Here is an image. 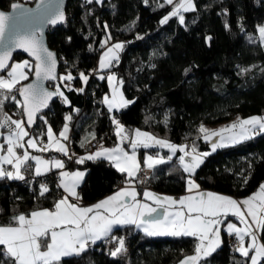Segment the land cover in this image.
<instances>
[{"label":"trees","instance_id":"16d2710c","mask_svg":"<svg viewBox=\"0 0 264 264\" xmlns=\"http://www.w3.org/2000/svg\"><path fill=\"white\" fill-rule=\"evenodd\" d=\"M13 2L32 5L35 0H0V8L7 10ZM194 2L196 11L185 12V23L181 25L178 17L160 23L173 6L165 0H148V3L144 0L96 3L93 0L91 4L86 0H69L65 22L47 29V43L59 57L58 76L71 72L77 78L64 83L71 84L73 89L84 87V92L68 91L62 83L61 90L71 105L62 103L57 97L47 111L38 116L29 132L33 136H45L47 125L43 120H47L53 131L59 133L65 115L72 116L68 121L71 130L69 152L74 158L70 161L55 150L44 153L57 154L67 168L77 167L85 172L78 188L81 204L99 200L116 189L118 182L126 180V174L119 173L105 159L75 163V156L87 150V143L83 147L81 143L86 138L92 141V133L94 141L103 147L119 143L112 116H116L130 133L140 129L173 144L187 143L189 147L195 144L199 152L211 153L193 175L204 189L242 199L263 183L264 134L210 152L200 127L235 118L264 116V43L258 33V26L264 25V0ZM109 33L110 41H119L124 47L119 52V63L111 69L98 70L102 38ZM22 58L23 55L15 54V59ZM79 72L89 75L87 85L78 78ZM110 72L123 80L124 95L133 101L112 112L102 103L110 85L107 79L99 78ZM56 83L60 81L52 87ZM16 96L19 99L18 93ZM3 111L12 119L24 120L22 108L14 101H5ZM25 127L28 128L26 123ZM0 132H7V129H0ZM124 143L129 145L128 141ZM139 151L142 167V154L146 152L150 155L160 152L165 158L169 155L166 148L140 147ZM181 154L177 151L171 161L150 169L147 182L152 189L174 196L186 192L188 174L179 164ZM58 172L53 170L41 177L28 172L25 180L0 179V226L14 224L13 216L52 208L63 194L56 188ZM41 182L47 183L50 194L39 195ZM114 232L117 235L129 233L126 240L129 252L112 257L100 246V240L79 256L63 257L61 264H178L194 253L196 243L192 237L148 236L130 226ZM221 237L222 246L207 258V264H249L231 249L233 237L225 233L223 226ZM260 237L264 243V230Z\"/></svg>","mask_w":264,"mask_h":264},{"label":"snow or ice","instance_id":"6c2138e0","mask_svg":"<svg viewBox=\"0 0 264 264\" xmlns=\"http://www.w3.org/2000/svg\"><path fill=\"white\" fill-rule=\"evenodd\" d=\"M86 2L91 4L93 0ZM102 2L103 0H96V3ZM144 2L148 3V0ZM165 2L169 5L174 4V0H165ZM51 4L52 0H49L48 6L44 7V0H41L38 8L43 7L44 10L36 16L30 15L31 9H23L16 18L0 11V73H3L0 74V129H7V132H0V136L5 138V143L0 144V179L25 180L23 173L25 171L31 173L32 169L29 161H35L37 177L59 170V182L56 188L63 189L64 195L54 202L52 209L43 208L33 210L27 216L25 214L13 216L14 224L0 226V246H3L0 247V264H61L63 257L81 255L90 244L109 237L115 226L126 225L143 229L148 236L195 238L194 254L185 256L179 264H207V258L224 242L221 237L223 226L225 233L236 240L235 251L248 260L249 264H261V260H264V243L260 242V232L264 230V183L259 185L255 193L243 200L211 191H201L200 185L192 177L211 153L199 152L195 144L189 151L188 145H176L140 129L132 130L130 133L116 116H112L111 121L116 126V135L120 143L114 148L100 145L96 151L76 158L75 163L83 164L86 160L107 159L119 173L126 174V186L91 206H82L78 203L80 196L77 188L84 180V171H66L64 160L55 157L44 159L32 155L27 150L28 148L40 152L55 150L70 161L74 156L69 154L67 145L62 142L69 139L68 121L72 119L70 114L65 115V123L58 136L53 133L52 126L47 120H43L47 125V131L43 133L48 138L46 144L40 138L41 134L33 136L29 132L36 123L37 114L48 108L49 102L53 101L54 97H59L62 103L71 105V101L61 90L62 83L68 91L84 92V87L73 89L71 84L64 83L77 78L71 72L57 76V54L50 51L43 43V25L45 23L55 25L65 20L61 8L57 7L55 11H51ZM11 8L16 10L22 9L23 6L14 3L11 4ZM190 11H196L194 0H178L172 11L164 16L160 23L165 24L170 18L178 17L179 23L183 25L184 13ZM13 20L15 22L6 39L9 21ZM104 27L108 26L104 25ZM258 33L260 40L264 42V25L258 26ZM111 39L109 33L101 43V48H105ZM68 40L71 41V37H68ZM123 47L124 44L120 42L106 47L100 56L98 70L111 69L115 63H119V52ZM91 48L92 45H89V49ZM15 49L24 50L35 58V62L25 60L9 65L8 61L12 59ZM33 71L35 81L21 84L22 81L29 79ZM187 71L188 69L185 70ZM78 78L87 85L89 75L79 72ZM99 78L107 79L111 87V97L105 95L102 101L107 105L109 112L113 109L119 111L133 103L124 97L121 91L123 80L118 79L115 73L110 72L107 76L101 75ZM57 80L60 83H56L52 90L44 84V81ZM16 93L23 99H17ZM5 101H14L23 108L28 128L25 127L24 120L12 119L3 111ZM74 111L79 110L74 109ZM200 132L203 134V139L211 143L214 152L218 148L228 147L264 134V116L238 118L218 130H209L201 125ZM25 137L28 139L25 140ZM213 137L217 139L213 140ZM91 139H95L94 133L91 134ZM125 141L130 143L131 153L122 146ZM90 142L86 138L81 143V147L84 143ZM157 146L168 148L171 155L165 158L159 154H145L142 167L136 149L139 147L150 149ZM17 149L24 151L19 154ZM177 151L183 153L178 159L183 171L188 174V194L175 198L144 191V200L152 203L137 199L139 193L133 183L137 175L171 161ZM5 165H11L12 170L6 169ZM50 192L46 182L39 184L40 196ZM70 198H75L77 202H72ZM160 209L163 211H158ZM229 216L235 217L243 227H238L229 220ZM246 237L249 238L247 245H245ZM112 239L117 240V246L109 253L112 257L120 256L127 251L123 237H112Z\"/></svg>","mask_w":264,"mask_h":264},{"label":"crops","instance_id":"0c3cea01","mask_svg":"<svg viewBox=\"0 0 264 264\" xmlns=\"http://www.w3.org/2000/svg\"><path fill=\"white\" fill-rule=\"evenodd\" d=\"M45 131H47V127H46V130H45ZM45 133H46V132H45ZM53 133L56 134L57 136L59 135V133H56L55 131H53ZM0 138H2V137H0ZM40 138L43 140V143L46 144V143L48 142L47 135H45V136L40 135ZM27 139H28V138L26 137L25 140H27ZM2 140H3V141L1 142V144H2V143H5L4 137H3ZM62 142L66 144L65 141H62ZM118 144H119V143H118ZM123 145H124L123 147H125V150H127L129 153H131L132 149H131L130 143H129V145H125V144H123ZM105 148H114V147H108V146H107V147H105ZM141 148H142V147H141ZM154 148H156V149H158V150H161V149H162V148H160L159 146L154 147ZM97 149H98V148H97ZM97 149H96V150H97ZM150 149H151V148H150ZM166 149H168V148H166ZM27 150H28L32 155H35V156H41V157H43L44 159H50V158H53V157L58 158V159H62V157L59 156V155H57V154H53V153H52V155H47V153L40 152V151H37L36 149H32V148H28ZM96 150H95V151H96ZM139 150H140V147L136 149V154H137V158H138V159H140V157H141V155H139V152H140ZM168 150H169V149H168ZM23 151H24V149H21V151L19 152V154H22ZM89 153H91V152H85V153H82V154H78L77 156H75V159L78 158V157H81V156H85V155H87V154H89ZM145 154L150 155L148 152H146ZM145 154H142V160H143ZM156 154H159V156H161V153H160V152H157ZM156 154H154V155H156ZM169 155H171L170 150H169ZM62 156H63V155H62ZM62 160H63V159H62ZM105 160H107V159H105ZM107 161H108V160H107ZM29 163L32 165L31 173L35 174V161H29ZM4 167L6 168L7 165H5ZM11 170H12V169H11ZM11 170H9V171H11ZM64 170L69 171V172H71V171H76V170L83 171L82 169L77 168V167H75V168L72 169V168H67L66 166H65V169H64ZM147 170L150 171V169H147ZM58 171H59V170H58ZM31 173H30V174H31ZM23 174H24L25 177H26V171H25ZM192 178H193V177H192ZM195 181H196V180H195ZM122 182L124 183L123 186H120V188H116V189H114L113 191L109 192V194H106L105 196L99 198V200H97V201H95V202H93V203H90V204H88V205H83V204H81V201H80V200L78 201V203H79L80 205H82V206H91V205L97 203L98 201L103 200L104 198H106V197H108V196L114 194L117 190H119V189H121V188H124V187L126 186V180H124V181H122ZM133 183H134V181H133ZM196 183L199 184L198 181H196ZM263 183H264V181H263ZM134 186H135V183H134ZM78 188H79V187H78ZM78 188H77V192H78ZM135 188H136L137 192L139 193L137 199L142 200L143 202H146V203H152V201H145V200H144V197H143V192H144V191H151V192H154V193L159 194V195H167V196H172V197H173L172 194H169V193H166V192H164V193H163V192H159V191H156L155 189H152V188H142V189H140V188H137L136 186H135ZM258 188H259V187H258ZM61 190H62V192H63V189H61ZM200 190H201V191H211V192H214V193H217V194H220V195H225V196L232 197L233 199H236V200H243V199L245 198V197H243L242 199H239V198L234 197V196L231 195V194L228 195V194H225V193H222V192H216V191H214V190L204 189V188H202L201 186H200ZM257 190H258V189H257ZM186 194H188V192H187V188H186V192L183 193V194H181L180 196H183V195H186ZM63 195H64V193L62 194V196H63ZM62 196H60V198H61ZM249 196H250V195H249ZM60 198H59V199H60ZM70 199L72 200V202H77V201L75 200V198H70ZM153 206H155V205H153ZM174 207H175V206H174ZM46 208H47V207H46ZM48 209H52V208H48ZM37 210H39V209H37ZM158 211H163V210L160 209V210H158ZM28 215H29V214H28ZM154 215H155V214H154ZM26 216H27V215H26ZM228 219L231 220L232 222L236 223L238 227H243V225L239 224V222L237 221V219H236L235 217L229 216ZM1 226H3V225H1ZM126 226H128V225H126ZM122 227H123V226H115L111 234L115 235L116 233L114 232V230L119 229V228H122ZM130 227H134L135 229L140 230L141 232L144 233L143 229L136 228L135 226H130ZM223 229H224V228H223ZM111 234H110V235H111ZM158 236H168V235H158ZM98 242H100V240H98L96 243H98ZM260 242H261V240H260ZM247 243H249V238L246 237V238H245V245H247ZM261 243H262V242H261ZM193 254H194V253H193ZM190 255H192V254H190ZM261 261H264V260H261ZM178 264H179V263H178Z\"/></svg>","mask_w":264,"mask_h":264},{"label":"water","instance_id":"95a60500","mask_svg":"<svg viewBox=\"0 0 264 264\" xmlns=\"http://www.w3.org/2000/svg\"><path fill=\"white\" fill-rule=\"evenodd\" d=\"M68 1H69V0H52L51 11H55V9H56L57 7H60L61 10L64 12V15H65V17H66V10H65V7H66ZM48 2H49V0H44V7H47V6H48ZM14 3L21 4V5L23 6V8H22V9H16V10H13V9L11 8V5H10L9 9L4 10V9H1V8H0V11H4V12L7 13V14H11L14 18H16V17L19 15V13H20L21 11H23V9H31L32 12H31L30 15H32V16L39 15V14H41V13L43 12V10H44L43 7L38 8V5H41V0H35L34 4H32V5H30V4H28V3H25V2H24V3H21V2H13L12 4H14ZM14 22H15L14 20H13V21H9V31H6V39H7L8 35H9L11 29H12V25H13ZM64 22H65V21H64ZM64 22H62V23H58V24H55V25H51V24H47V23H45V24L43 25V36H42L43 43H44V45H45L50 51H52V52H54V53H56L55 50L52 49V48L49 46V44L47 43V39H46L47 29H48L49 27H58L59 25L63 24ZM17 53L23 55L25 58L27 57L30 61H32V63L35 62V58H34V57H31V56H30L28 53H26L24 50H22V49H15V50L13 51V53H12V59L8 61L9 65L14 61V59H15V54H17ZM59 67H60V65H59V57H58V54H57V66H56V74H57V76H58V73H59ZM0 74H3V73H0ZM58 77H59V76H58ZM33 81H35V74H34V71L31 73V78H30L27 82H25V83H23V84L32 83ZM55 82H56V81H54V82H53V81H44V84H45L46 87H49V90H52V85H53ZM18 98H19L20 100L23 99L22 97L19 96V94H18ZM55 99H57V97H54V98H53V101H54ZM53 101L49 102V107H50V105L52 104ZM49 107H48V108H49ZM21 108H22V107H21ZM48 108H44L40 113H38V114H37V118H38V116H39L41 113L46 112ZM22 110H23V108H22ZM23 118H24V121H25V123H26V121H27V117H26V115L24 114V112H23ZM26 125H27V123H26ZM34 125H35V124H34ZM34 125H32V127H33ZM27 126H28V125H27Z\"/></svg>","mask_w":264,"mask_h":264},{"label":"built area","instance_id":"2783aa9c","mask_svg":"<svg viewBox=\"0 0 264 264\" xmlns=\"http://www.w3.org/2000/svg\"><path fill=\"white\" fill-rule=\"evenodd\" d=\"M68 133H69L68 134L69 139L67 141H65V142H66V145H67L68 150H69V144H70V141L69 140H70V137H71V130L70 129H69V132ZM96 146H98V144L95 141L92 140L90 143H87L86 144V149L88 150V152H93L94 149L96 148ZM5 147H6V144H5ZM20 151H21V149H17V152L18 153ZM69 154L71 155L72 153L69 152ZM73 158H74V156H73ZM6 169L11 170L12 169V166L11 165H7ZM26 173H28V171H26ZM147 173L148 172L145 171V172L139 173V175H138L137 182H138V185L141 188L142 187L151 188V186L147 182V178H145V175ZM147 175H149V173ZM120 186H123L122 181L118 182L117 188H120ZM179 197H180V195H178V194L175 195V198H179ZM112 237H117V238L123 237L124 240H125V248L127 249V251L125 253L129 252V250H130L129 249V245L126 242V240L129 237V233H122V234H119V235H117V234H115V235L111 234V235H109V237L101 239V245L100 246H102V248H104L108 252H110L111 250H114V248L117 246V240L112 239ZM235 243H236V240L233 237L231 239V241H230V246H231V249L232 250H235L234 249ZM94 246H95V244H90V246L87 249L93 248Z\"/></svg>","mask_w":264,"mask_h":264},{"label":"rangeland","instance_id":"374dc122","mask_svg":"<svg viewBox=\"0 0 264 264\" xmlns=\"http://www.w3.org/2000/svg\"><path fill=\"white\" fill-rule=\"evenodd\" d=\"M176 2H178L177 0H174V4L176 3ZM26 3V2H25ZM174 4H173V6H174ZM173 6L170 8V10H169V12H171L172 11V9H173ZM168 12V13H169ZM107 38V36H105V37H103L102 38V41H104L105 39ZM117 42H119V41H116V40H113V41H109V43H108V45L106 46V47H108V46H111L112 44H115V43H117ZM262 42V41H261ZM264 43V42H263ZM106 47L105 48H103V50L101 51L102 53L106 50ZM101 53V54H102ZM101 54H100V56H101ZM99 59H100V57H99ZM99 59H98V62L97 63H99ZM25 60H28V61H30L27 57L25 58H22V59H15V61H13V62H23V61H25ZM12 62V63H13ZM30 62H32V61H30ZM11 63V64H12ZM10 64V65H11ZM96 68H98V66L96 67ZM109 74V73H108ZM121 91L123 92V90H122V86H121ZM123 94H124V92H123ZM105 95H108L109 97H111V87L109 88V91H107V92H105ZM104 95V96H105ZM124 97L126 98V96L124 95ZM127 99V98H126ZM105 105V104H104ZM106 107H107V105H105ZM115 109H113V111H114ZM238 118H235V119H231V120H228L227 122H223V123H217L216 125H205L204 127L206 128V129H209V130H218V129H220V128H222V127H226V126H228V125H230L231 123H233L234 121H236ZM21 120V119H20ZM69 134V133H68ZM1 137V136H0ZM1 139V138H0ZM217 138L216 137H213V140H216ZM4 140H5V138H4ZM94 141V140H93ZM119 143H120V140L118 141ZM126 142V141H125ZM209 143V146H210V152H212V149H211V143L210 142H208ZM0 144H1V140H0ZM125 144V143H124ZM184 145H188L187 143H185ZM99 144H98V146H96V148L94 149V151L97 149V148H99ZM122 146H124V145H122ZM115 147V146H114ZM188 150L190 151L191 150V147H188ZM93 151V152H94ZM85 152H88V150H86ZM201 153H203V152H201ZM183 154V153H182ZM181 154V155H182ZM145 171H147L148 173H150V171H148V170H145ZM147 173V174H148ZM145 175V178H148V175ZM139 175V174H138ZM138 175H137V178H138ZM137 178L134 180V183H135V186L137 187V188H140V189H142V188H146V187H140L139 185H138V182H137ZM123 183V182H122ZM124 184V183H123ZM148 188V187H147ZM257 190H255L254 192H252V194L253 193H255ZM173 197H175L174 195H173ZM248 197V196H247ZM247 197H245V198H247Z\"/></svg>","mask_w":264,"mask_h":264}]
</instances>
